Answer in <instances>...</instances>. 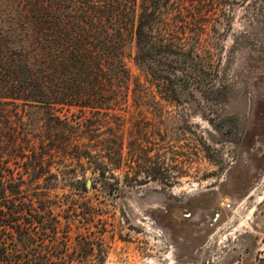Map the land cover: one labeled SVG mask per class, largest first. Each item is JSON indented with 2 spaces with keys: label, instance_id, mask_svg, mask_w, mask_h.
Segmentation results:
<instances>
[{
  "label": "rangeland",
  "instance_id": "1",
  "mask_svg": "<svg viewBox=\"0 0 264 264\" xmlns=\"http://www.w3.org/2000/svg\"><path fill=\"white\" fill-rule=\"evenodd\" d=\"M262 23L249 5L235 4L228 25L217 26V50L199 52L211 63L216 93L210 99L191 89L169 103L152 96L147 84L145 96L143 88L130 84L129 94L141 89L139 101L127 100L116 107L118 114L98 116L99 121L60 106L51 108L53 121L33 107V156L42 162L39 171L33 166V182L56 185L46 194L60 221L58 233L68 231L67 252L81 233L102 254L80 258L103 264H259L257 259H264ZM125 65L132 80L142 81L131 57ZM78 118L96 124L79 135L96 146L86 158L65 150L57 130ZM113 138L119 146L116 163L102 149L112 151L116 145L106 143ZM139 142L148 159L143 167L134 151ZM76 181L89 186L72 190ZM35 250L38 258H54L52 248L38 242Z\"/></svg>",
  "mask_w": 264,
  "mask_h": 264
},
{
  "label": "trees",
  "instance_id": "2",
  "mask_svg": "<svg viewBox=\"0 0 264 264\" xmlns=\"http://www.w3.org/2000/svg\"><path fill=\"white\" fill-rule=\"evenodd\" d=\"M235 4L249 5L264 26V0H0V264H103L80 258L102 254L84 234L74 235L67 252L68 231L58 233L60 221L46 194L56 185L33 182L34 167H42L40 156H33V107L53 121L54 106L99 121L118 114L116 107L127 100L139 101L141 89L129 94L130 84L143 88L144 96L147 84L152 96L169 103L191 89L210 99L216 93L211 63L199 52L217 50V26L228 25ZM129 57L142 81L131 79ZM83 121L57 129L75 158L89 157L96 147L79 140L96 127ZM116 141L106 143L116 145L112 151L102 147L115 163ZM140 143L134 151L143 167L148 159ZM70 185L85 190V183ZM37 242L52 248L54 258H38Z\"/></svg>",
  "mask_w": 264,
  "mask_h": 264
},
{
  "label": "water",
  "instance_id": "3",
  "mask_svg": "<svg viewBox=\"0 0 264 264\" xmlns=\"http://www.w3.org/2000/svg\"><path fill=\"white\" fill-rule=\"evenodd\" d=\"M88 186H89V183L87 181V182H85V187L87 188Z\"/></svg>",
  "mask_w": 264,
  "mask_h": 264
}]
</instances>
